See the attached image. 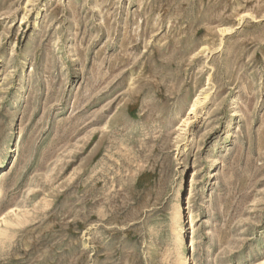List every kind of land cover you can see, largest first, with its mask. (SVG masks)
<instances>
[{
    "label": "rangeland",
    "instance_id": "1",
    "mask_svg": "<svg viewBox=\"0 0 264 264\" xmlns=\"http://www.w3.org/2000/svg\"><path fill=\"white\" fill-rule=\"evenodd\" d=\"M3 160L0 264H264V0H0Z\"/></svg>",
    "mask_w": 264,
    "mask_h": 264
},
{
    "label": "bare ground",
    "instance_id": "2",
    "mask_svg": "<svg viewBox=\"0 0 264 264\" xmlns=\"http://www.w3.org/2000/svg\"><path fill=\"white\" fill-rule=\"evenodd\" d=\"M197 104H198V101H195L194 105H193V108H191V110H190V114L193 113V111L197 107ZM6 163H7V160H3V161L0 162V178H1L2 174H3V169L2 168L5 166ZM184 191H185V193L187 192V184H186L185 181L182 182V184L180 185V188L177 190V192L175 194V197H174V200H173V203H172V210H173V212H175L177 214V222H176L177 225H180L181 221L183 219L181 210L183 208V200H184V197H185ZM175 219H176V217H175ZM181 240H182V238H181ZM181 247L183 248V251L181 253L182 254L181 255L182 264H188V260H187L188 257L185 254L183 240L181 241Z\"/></svg>",
    "mask_w": 264,
    "mask_h": 264
}]
</instances>
